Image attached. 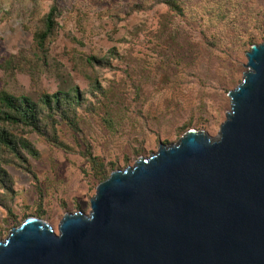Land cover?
<instances>
[{"label":"rangeland","instance_id":"374dc122","mask_svg":"<svg viewBox=\"0 0 264 264\" xmlns=\"http://www.w3.org/2000/svg\"><path fill=\"white\" fill-rule=\"evenodd\" d=\"M176 1L180 13L163 0H0V88L35 97L71 86L86 99L76 110L79 133L57 126L75 152L31 133L36 180L3 166L15 196L12 215L0 206V241L28 217L57 232L66 213H89L98 182L80 154L84 139L124 169L188 130L217 136L246 52L264 41V0ZM53 4L60 14L42 67L34 34Z\"/></svg>","mask_w":264,"mask_h":264},{"label":"water","instance_id":"95a60500","mask_svg":"<svg viewBox=\"0 0 264 264\" xmlns=\"http://www.w3.org/2000/svg\"><path fill=\"white\" fill-rule=\"evenodd\" d=\"M246 60L216 137L159 142L57 232L26 218L0 241V264H264V41Z\"/></svg>","mask_w":264,"mask_h":264},{"label":"trees","instance_id":"16d2710c","mask_svg":"<svg viewBox=\"0 0 264 264\" xmlns=\"http://www.w3.org/2000/svg\"><path fill=\"white\" fill-rule=\"evenodd\" d=\"M163 2L175 12H181L176 0H163ZM59 14L57 5L53 4L42 21L41 29L34 34L33 57L36 59L34 65L39 63L40 66L47 67L48 43L54 36ZM87 60L94 61L95 57H88ZM85 100L78 88L71 86L54 93L41 92L35 97L25 93H14L7 84L0 88V206L9 215H12L11 204L15 192L12 176L3 166H14L36 180L29 157L36 158L39 152L26 137L31 133L39 135L64 152H75L73 146L60 139L57 126L64 123L73 132L79 133L76 110ZM83 142L86 147L80 151V154L88 162L98 184L111 172L119 169L116 163L107 164L100 157L93 155L90 144L85 139Z\"/></svg>","mask_w":264,"mask_h":264}]
</instances>
